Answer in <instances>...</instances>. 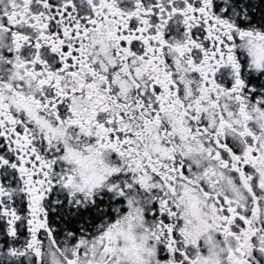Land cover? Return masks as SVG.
<instances>
[{
	"label": "snow or ice",
	"instance_id": "1",
	"mask_svg": "<svg viewBox=\"0 0 264 264\" xmlns=\"http://www.w3.org/2000/svg\"><path fill=\"white\" fill-rule=\"evenodd\" d=\"M0 264H264V0H0Z\"/></svg>",
	"mask_w": 264,
	"mask_h": 264
},
{
	"label": "clouds",
	"instance_id": "2",
	"mask_svg": "<svg viewBox=\"0 0 264 264\" xmlns=\"http://www.w3.org/2000/svg\"><path fill=\"white\" fill-rule=\"evenodd\" d=\"M88 164H89V161L85 160V161H84V165H85V167H87Z\"/></svg>",
	"mask_w": 264,
	"mask_h": 264
}]
</instances>
